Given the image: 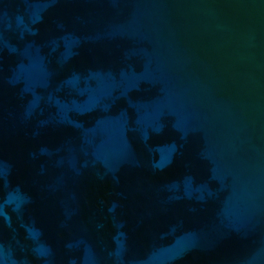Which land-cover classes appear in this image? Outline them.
<instances>
[{"label": "water", "instance_id": "1", "mask_svg": "<svg viewBox=\"0 0 264 264\" xmlns=\"http://www.w3.org/2000/svg\"><path fill=\"white\" fill-rule=\"evenodd\" d=\"M0 264H264V0H0Z\"/></svg>", "mask_w": 264, "mask_h": 264}]
</instances>
